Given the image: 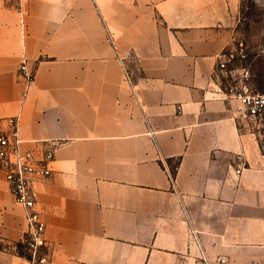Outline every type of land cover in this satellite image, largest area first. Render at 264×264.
Listing matches in <instances>:
<instances>
[{
  "label": "crops",
  "instance_id": "1",
  "mask_svg": "<svg viewBox=\"0 0 264 264\" xmlns=\"http://www.w3.org/2000/svg\"><path fill=\"white\" fill-rule=\"evenodd\" d=\"M248 4L0 0V118L54 153L37 206L55 264H264L263 145L218 92L230 56L256 89ZM25 233L0 172V264Z\"/></svg>",
  "mask_w": 264,
  "mask_h": 264
},
{
  "label": "built area",
  "instance_id": "2",
  "mask_svg": "<svg viewBox=\"0 0 264 264\" xmlns=\"http://www.w3.org/2000/svg\"><path fill=\"white\" fill-rule=\"evenodd\" d=\"M239 54L242 59L246 58L244 49H241ZM233 58L230 56L219 62L218 73L223 83H220L218 92L238 102V118L247 126V123L256 122L263 117L264 94L252 86L250 68L228 69V63ZM126 77L129 78L128 73ZM34 78V71L27 60H23L19 66L18 79L24 85L25 91L32 86ZM19 122V116L0 118V172L3 173L16 204L25 214L26 233L22 242L24 245L22 264H55L46 239L47 225L37 206L39 194L37 185L52 174L50 163L54 160V153L47 151L41 158H37L33 152L25 150L19 136ZM262 157L264 159V152Z\"/></svg>",
  "mask_w": 264,
  "mask_h": 264
},
{
  "label": "rangeland",
  "instance_id": "3",
  "mask_svg": "<svg viewBox=\"0 0 264 264\" xmlns=\"http://www.w3.org/2000/svg\"><path fill=\"white\" fill-rule=\"evenodd\" d=\"M254 1L256 4H248L247 10H245V20L248 24L245 28L247 33L245 44L251 54H260L254 64L256 71L255 86L259 93L264 94V55L262 54L264 50V0ZM246 125L256 133L264 147V115L260 120Z\"/></svg>",
  "mask_w": 264,
  "mask_h": 264
}]
</instances>
